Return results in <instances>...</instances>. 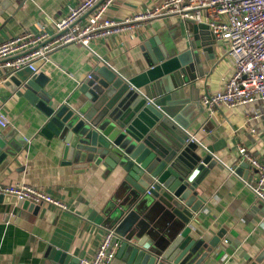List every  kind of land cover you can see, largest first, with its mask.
I'll list each match as a JSON object with an SVG mask.
<instances>
[{
    "label": "crops",
    "instance_id": "1",
    "mask_svg": "<svg viewBox=\"0 0 264 264\" xmlns=\"http://www.w3.org/2000/svg\"><path fill=\"white\" fill-rule=\"evenodd\" d=\"M78 1L0 0V43L23 32L37 33L42 26L51 29ZM160 1L115 0L107 16L122 21ZM192 28L177 17L155 19L135 33L97 39L89 48H60L36 73L46 79L43 91L48 98L40 92L35 95L55 105L72 104L80 95L79 88L91 82L86 76H94L103 63L130 79L146 69L141 49L145 42L155 39L169 50L184 52L189 42L198 39ZM226 49L223 41L205 49L199 46L204 75L191 89H185L188 132L203 146H217L216 161L198 186L205 202L194 226L219 239L207 264H264V203L243 187L246 170L238 153L242 147L254 159L263 157L264 119L253 123L260 136L257 139L244 126L245 108L232 114L223 107L209 111L200 104L201 96L213 94L220 87L230 65ZM32 75L23 69L9 76L0 65V112L8 123L0 134L7 131L12 137V147L0 162V186L18 184L39 189L62 202L67 210L47 205L34 209L0 195V264H58L49 258L51 249L65 253L69 259H91L104 231L117 229L130 209L122 173L110 172L102 165L79 170L64 161L63 145L40 133L45 117L26 98L27 89L8 82L10 78L25 82ZM190 100L199 103V109ZM255 108L259 111L258 106ZM247 171L245 181H254L256 171L250 166ZM111 264L125 261L115 255Z\"/></svg>",
    "mask_w": 264,
    "mask_h": 264
},
{
    "label": "water",
    "instance_id": "2",
    "mask_svg": "<svg viewBox=\"0 0 264 264\" xmlns=\"http://www.w3.org/2000/svg\"><path fill=\"white\" fill-rule=\"evenodd\" d=\"M192 29L198 39L184 52L169 50L155 39L145 42L141 49L146 69L130 79L103 63L72 104L39 100V92L48 98L42 73L25 82L8 81L27 89L26 98L45 117L40 133L63 145L64 161L79 170L102 165L122 173L130 209L115 231L121 241L116 258L125 264H207L219 243L194 226L205 202L198 186L216 161L217 146L191 141L188 132L186 90L204 75L197 48L215 43L206 25ZM189 102L200 107L195 100ZM11 138L7 131L0 134V162L12 147ZM241 167L245 181L248 164ZM49 258L78 264L56 249L49 251Z\"/></svg>",
    "mask_w": 264,
    "mask_h": 264
},
{
    "label": "built area",
    "instance_id": "3",
    "mask_svg": "<svg viewBox=\"0 0 264 264\" xmlns=\"http://www.w3.org/2000/svg\"><path fill=\"white\" fill-rule=\"evenodd\" d=\"M114 1L79 0L75 6L68 7L66 16L54 22L51 29L42 26L37 33L23 32L0 43L1 67L9 76L23 69L36 74L40 66L50 61V55L60 48L69 45L89 48L97 39L135 33L144 23L155 19L177 17L187 24H203L215 41H223L227 46L230 65L221 78L219 89L201 96L200 104L209 111L223 107L232 114L245 108L244 126L260 139L253 123L264 119V0H161L122 21L107 16ZM86 79L90 80L91 75ZM7 125L0 112V129H6ZM194 140L191 136V141ZM261 142L264 147V135ZM238 153L240 161L256 171L254 181L242 180L243 187L264 203V155L261 159H254L242 147L238 148ZM229 171L232 173V168ZM0 195L33 207L47 205L67 210L62 202L26 185L0 186ZM120 243L116 231L107 229L94 256L78 260V264H111Z\"/></svg>",
    "mask_w": 264,
    "mask_h": 264
}]
</instances>
